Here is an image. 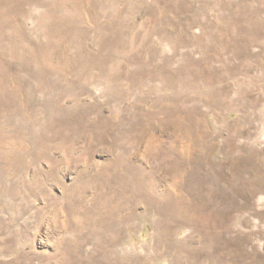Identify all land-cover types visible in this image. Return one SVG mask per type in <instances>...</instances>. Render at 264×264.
<instances>
[{
    "label": "rangeland",
    "instance_id": "1",
    "mask_svg": "<svg viewBox=\"0 0 264 264\" xmlns=\"http://www.w3.org/2000/svg\"><path fill=\"white\" fill-rule=\"evenodd\" d=\"M0 264H264V0H0Z\"/></svg>",
    "mask_w": 264,
    "mask_h": 264
}]
</instances>
